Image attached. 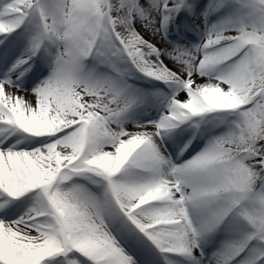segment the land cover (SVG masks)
Returning a JSON list of instances; mask_svg holds the SVG:
<instances>
[{
  "label": "snow or ice",
  "instance_id": "snow-or-ice-1",
  "mask_svg": "<svg viewBox=\"0 0 264 264\" xmlns=\"http://www.w3.org/2000/svg\"><path fill=\"white\" fill-rule=\"evenodd\" d=\"M0 264H264V0H0Z\"/></svg>",
  "mask_w": 264,
  "mask_h": 264
}]
</instances>
